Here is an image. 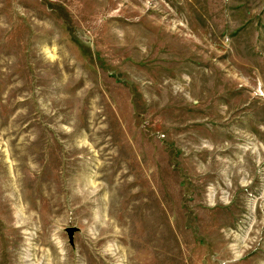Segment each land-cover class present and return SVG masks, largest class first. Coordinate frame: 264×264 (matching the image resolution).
<instances>
[{
  "label": "rangeland",
  "instance_id": "rangeland-1",
  "mask_svg": "<svg viewBox=\"0 0 264 264\" xmlns=\"http://www.w3.org/2000/svg\"><path fill=\"white\" fill-rule=\"evenodd\" d=\"M0 264H264V0H0Z\"/></svg>",
  "mask_w": 264,
  "mask_h": 264
},
{
  "label": "water",
  "instance_id": "water-1",
  "mask_svg": "<svg viewBox=\"0 0 264 264\" xmlns=\"http://www.w3.org/2000/svg\"><path fill=\"white\" fill-rule=\"evenodd\" d=\"M74 231H75L74 229H69V230L66 231L68 236H69L68 238H70V240L72 238V235H73Z\"/></svg>",
  "mask_w": 264,
  "mask_h": 264
}]
</instances>
